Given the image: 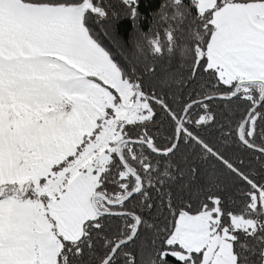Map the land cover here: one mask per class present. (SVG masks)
<instances>
[{"label": "snow or ice", "instance_id": "snow-or-ice-1", "mask_svg": "<svg viewBox=\"0 0 264 264\" xmlns=\"http://www.w3.org/2000/svg\"><path fill=\"white\" fill-rule=\"evenodd\" d=\"M0 264H264V0H0Z\"/></svg>", "mask_w": 264, "mask_h": 264}]
</instances>
